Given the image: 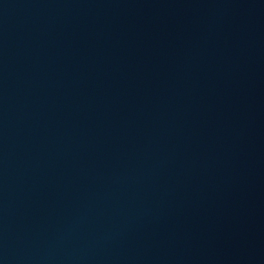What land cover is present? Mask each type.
Listing matches in <instances>:
<instances>
[{"label":"water","instance_id":"1","mask_svg":"<svg viewBox=\"0 0 264 264\" xmlns=\"http://www.w3.org/2000/svg\"><path fill=\"white\" fill-rule=\"evenodd\" d=\"M0 264H264V0H0Z\"/></svg>","mask_w":264,"mask_h":264}]
</instances>
